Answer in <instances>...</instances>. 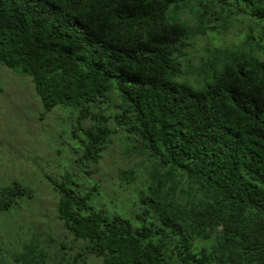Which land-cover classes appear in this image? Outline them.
<instances>
[{
    "label": "trees",
    "instance_id": "obj_1",
    "mask_svg": "<svg viewBox=\"0 0 264 264\" xmlns=\"http://www.w3.org/2000/svg\"><path fill=\"white\" fill-rule=\"evenodd\" d=\"M237 23L244 40L183 74L197 37ZM1 66L31 79L42 115H76L82 164L114 138L151 162L137 218L51 180L73 264H264V0H0ZM31 196L0 189V212ZM39 237L0 264H60Z\"/></svg>",
    "mask_w": 264,
    "mask_h": 264
},
{
    "label": "rangeland",
    "instance_id": "obj_2",
    "mask_svg": "<svg viewBox=\"0 0 264 264\" xmlns=\"http://www.w3.org/2000/svg\"><path fill=\"white\" fill-rule=\"evenodd\" d=\"M220 20L213 24L219 25ZM249 24L237 23L217 39L212 34L197 37L188 55L183 59V74L196 78L191 67H200L212 57L211 52L226 45H235L249 33ZM254 37L258 33L254 32ZM195 82V81H194ZM43 107L29 77L0 67V189L12 183L29 188L32 196L21 198L19 209L0 212V252L19 249V238L40 236L56 262L73 264L80 252L77 242L64 230L58 219L59 195L51 180L61 181L73 176L81 194L94 193L90 203L96 209L116 206L115 212L137 218L143 214V198L150 183L147 156H141L121 138H114L97 164L84 165L78 161L82 153L70 134L76 115L61 109L42 115ZM137 171L132 183L133 170ZM131 182V183H130ZM97 185V189L93 186ZM140 193V197L139 196ZM17 201V202H18ZM116 201V203L111 202ZM110 213V212H109ZM140 220V219H139ZM90 264H100L91 260Z\"/></svg>",
    "mask_w": 264,
    "mask_h": 264
}]
</instances>
